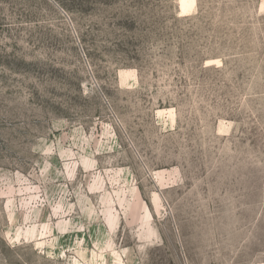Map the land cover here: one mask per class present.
<instances>
[{
	"label": "rangeland",
	"instance_id": "374dc122",
	"mask_svg": "<svg viewBox=\"0 0 264 264\" xmlns=\"http://www.w3.org/2000/svg\"><path fill=\"white\" fill-rule=\"evenodd\" d=\"M0 264H264V0H0Z\"/></svg>",
	"mask_w": 264,
	"mask_h": 264
}]
</instances>
